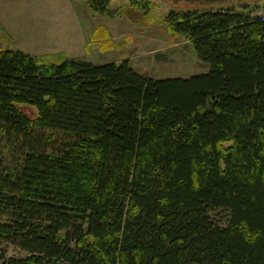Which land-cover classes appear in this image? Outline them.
Listing matches in <instances>:
<instances>
[{"label":"trees","instance_id":"obj_1","mask_svg":"<svg viewBox=\"0 0 264 264\" xmlns=\"http://www.w3.org/2000/svg\"><path fill=\"white\" fill-rule=\"evenodd\" d=\"M166 21L207 73L0 45V245L25 253L4 264H264V22L247 7Z\"/></svg>","mask_w":264,"mask_h":264},{"label":"rangeland","instance_id":"obj_2","mask_svg":"<svg viewBox=\"0 0 264 264\" xmlns=\"http://www.w3.org/2000/svg\"><path fill=\"white\" fill-rule=\"evenodd\" d=\"M246 7L259 16L264 0L213 7L170 0H112L110 16L93 11L86 0H0V45L32 56L70 54L99 65L128 60L144 76L190 78L207 73L210 65L199 59L185 36L170 31L167 16L173 11ZM72 43L77 45L74 53L69 52ZM24 111L35 114L29 107ZM213 218L226 225L228 213ZM24 255L15 246L0 245V264Z\"/></svg>","mask_w":264,"mask_h":264},{"label":"water","instance_id":"obj_3","mask_svg":"<svg viewBox=\"0 0 264 264\" xmlns=\"http://www.w3.org/2000/svg\"><path fill=\"white\" fill-rule=\"evenodd\" d=\"M170 1L174 3L185 2V3L200 4L205 6H216V5L231 3L236 0H170Z\"/></svg>","mask_w":264,"mask_h":264},{"label":"crops","instance_id":"obj_4","mask_svg":"<svg viewBox=\"0 0 264 264\" xmlns=\"http://www.w3.org/2000/svg\"><path fill=\"white\" fill-rule=\"evenodd\" d=\"M42 17V16H41ZM77 45H75L74 43H72L71 45H70V47H69V52H71V53H74V50H75V47H76ZM62 49H66V48H64V47H62ZM62 49H60V51L62 50ZM68 50V49H67ZM60 51H54V53H56V52H60ZM67 54V53H66ZM67 56L70 58V59H75L72 55H70V54H67Z\"/></svg>","mask_w":264,"mask_h":264},{"label":"built area","instance_id":"obj_5","mask_svg":"<svg viewBox=\"0 0 264 264\" xmlns=\"http://www.w3.org/2000/svg\"><path fill=\"white\" fill-rule=\"evenodd\" d=\"M262 19V21L264 22V11L259 15Z\"/></svg>","mask_w":264,"mask_h":264}]
</instances>
